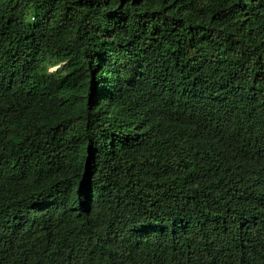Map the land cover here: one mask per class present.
Wrapping results in <instances>:
<instances>
[{"label": "trees", "instance_id": "trees-1", "mask_svg": "<svg viewBox=\"0 0 264 264\" xmlns=\"http://www.w3.org/2000/svg\"><path fill=\"white\" fill-rule=\"evenodd\" d=\"M0 264H264V0H0Z\"/></svg>", "mask_w": 264, "mask_h": 264}, {"label": "rangeland", "instance_id": "rangeland-1", "mask_svg": "<svg viewBox=\"0 0 264 264\" xmlns=\"http://www.w3.org/2000/svg\"><path fill=\"white\" fill-rule=\"evenodd\" d=\"M57 66L50 68L51 70H54Z\"/></svg>", "mask_w": 264, "mask_h": 264}]
</instances>
